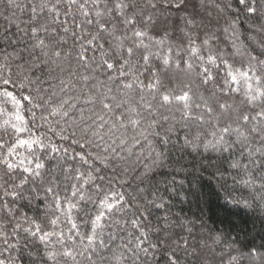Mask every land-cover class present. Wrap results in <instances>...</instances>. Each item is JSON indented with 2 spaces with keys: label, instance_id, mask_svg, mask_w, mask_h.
Returning <instances> with one entry per match:
<instances>
[{
  "label": "snow or ice",
  "instance_id": "snow-or-ice-1",
  "mask_svg": "<svg viewBox=\"0 0 264 264\" xmlns=\"http://www.w3.org/2000/svg\"><path fill=\"white\" fill-rule=\"evenodd\" d=\"M0 264H264V0H0Z\"/></svg>",
  "mask_w": 264,
  "mask_h": 264
},
{
  "label": "trees",
  "instance_id": "trees-1",
  "mask_svg": "<svg viewBox=\"0 0 264 264\" xmlns=\"http://www.w3.org/2000/svg\"><path fill=\"white\" fill-rule=\"evenodd\" d=\"M222 202V201H221Z\"/></svg>",
  "mask_w": 264,
  "mask_h": 264
}]
</instances>
